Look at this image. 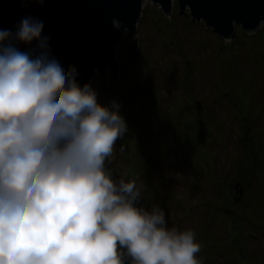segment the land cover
<instances>
[{
    "label": "rangeland",
    "instance_id": "obj_1",
    "mask_svg": "<svg viewBox=\"0 0 264 264\" xmlns=\"http://www.w3.org/2000/svg\"><path fill=\"white\" fill-rule=\"evenodd\" d=\"M172 2L165 14L142 1L116 77L93 83L127 126L106 166L169 227L195 231L203 264H264V23L223 39Z\"/></svg>",
    "mask_w": 264,
    "mask_h": 264
},
{
    "label": "clouds",
    "instance_id": "obj_2",
    "mask_svg": "<svg viewBox=\"0 0 264 264\" xmlns=\"http://www.w3.org/2000/svg\"><path fill=\"white\" fill-rule=\"evenodd\" d=\"M42 30L31 17L0 29V264H203L193 229L113 178L119 105L50 57ZM34 39L38 53L16 47Z\"/></svg>",
    "mask_w": 264,
    "mask_h": 264
},
{
    "label": "water",
    "instance_id": "obj_3",
    "mask_svg": "<svg viewBox=\"0 0 264 264\" xmlns=\"http://www.w3.org/2000/svg\"><path fill=\"white\" fill-rule=\"evenodd\" d=\"M143 0H0V29L17 31L22 19L31 17L43 23L42 36L48 37L50 57L64 68L75 67L79 84L93 83L106 72L115 78L118 61L116 46L126 30L133 33L140 18ZM168 14L173 0H150ZM179 11L187 12L197 23L211 26L220 38L229 39L235 25L253 32L264 23V0H175ZM117 21L119 27L114 26ZM16 47L24 52L36 49L38 41ZM98 94L97 99L99 100ZM197 111L201 110L196 102ZM234 199L242 194L240 184Z\"/></svg>",
    "mask_w": 264,
    "mask_h": 264
}]
</instances>
